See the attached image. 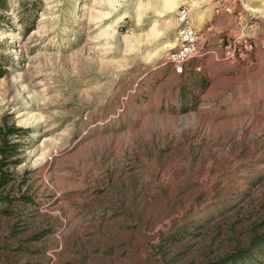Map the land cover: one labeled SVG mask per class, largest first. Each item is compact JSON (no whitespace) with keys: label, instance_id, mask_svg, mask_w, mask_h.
<instances>
[{"label":"rangeland","instance_id":"1","mask_svg":"<svg viewBox=\"0 0 264 264\" xmlns=\"http://www.w3.org/2000/svg\"><path fill=\"white\" fill-rule=\"evenodd\" d=\"M5 2L0 264H209L264 236V0ZM180 5L206 53L175 74Z\"/></svg>","mask_w":264,"mask_h":264},{"label":"built area","instance_id":"2","mask_svg":"<svg viewBox=\"0 0 264 264\" xmlns=\"http://www.w3.org/2000/svg\"><path fill=\"white\" fill-rule=\"evenodd\" d=\"M172 18L176 22L177 45L166 53L162 64L170 66L173 73L181 74L188 61L202 57L206 51L201 44L200 30L191 23L188 5H180L174 11Z\"/></svg>","mask_w":264,"mask_h":264},{"label":"trees","instance_id":"3","mask_svg":"<svg viewBox=\"0 0 264 264\" xmlns=\"http://www.w3.org/2000/svg\"><path fill=\"white\" fill-rule=\"evenodd\" d=\"M6 7V2L5 0H0V10L2 8ZM14 132V131H12ZM2 138V137H0ZM3 144H6L7 142L5 141L4 138H2ZM14 145H8L5 148L6 149H12ZM16 146V144H15ZM12 147V148H11ZM4 147L1 148V152H4ZM15 151V149H12ZM258 251L263 252L264 254V236L259 237L256 239L254 242H252L248 247L244 249H238L236 251H233L232 253H229L223 257H219L213 261H211L209 264H264V261H260L257 258H254L255 254L254 252ZM262 254V253H260ZM262 254V255H263Z\"/></svg>","mask_w":264,"mask_h":264}]
</instances>
